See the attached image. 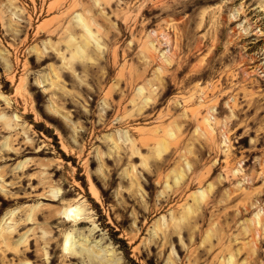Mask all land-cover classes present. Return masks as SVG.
<instances>
[{
	"label": "rangeland",
	"instance_id": "1",
	"mask_svg": "<svg viewBox=\"0 0 264 264\" xmlns=\"http://www.w3.org/2000/svg\"><path fill=\"white\" fill-rule=\"evenodd\" d=\"M0 264H264V0H0Z\"/></svg>",
	"mask_w": 264,
	"mask_h": 264
},
{
	"label": "bare ground",
	"instance_id": "2",
	"mask_svg": "<svg viewBox=\"0 0 264 264\" xmlns=\"http://www.w3.org/2000/svg\"><path fill=\"white\" fill-rule=\"evenodd\" d=\"M63 215H65V217L68 219V221L71 222H76L80 220V209L78 207H67L65 209H63ZM71 234L67 235L63 244V249L65 251H70L72 253L73 250L70 248V243H71Z\"/></svg>",
	"mask_w": 264,
	"mask_h": 264
}]
</instances>
